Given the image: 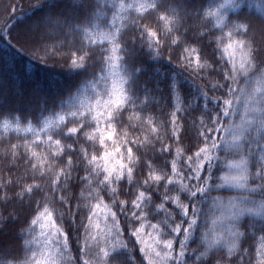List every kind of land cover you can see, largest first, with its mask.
<instances>
[{
	"label": "snow or ice",
	"instance_id": "snow-or-ice-1",
	"mask_svg": "<svg viewBox=\"0 0 264 264\" xmlns=\"http://www.w3.org/2000/svg\"><path fill=\"white\" fill-rule=\"evenodd\" d=\"M66 2L85 15L54 20L61 34L95 35L92 17L99 6L92 0ZM109 7L115 12L111 29L99 34L101 51L88 47L97 43L89 39L64 60L79 75L98 60L101 79L111 86L97 97L107 99L97 98L87 111L82 105L70 117L45 120L42 152L32 145H44V139L10 146L9 174L0 176V264H264V6L259 18L244 11V0H224L207 10L197 0H118ZM227 8L237 15L225 20L221 9ZM16 20L13 7L0 26V41L47 65L46 38ZM209 24L219 35L205 30ZM166 48L168 62L174 59L180 71L161 96L158 82L140 80L139 55L146 50L160 60ZM129 62L131 73L122 69ZM253 79L256 87L250 89ZM184 83L202 99L191 120L179 103ZM162 100L171 106L162 124L136 115L137 108L159 107ZM129 104V128L118 131ZM138 126L142 134L130 136ZM226 187L236 192L226 215L213 221L219 227L209 228V201L220 205L219 190ZM59 209L65 211L57 220ZM11 227L15 243L5 235ZM37 229L44 243L39 252L30 239ZM73 233L76 259L69 256Z\"/></svg>",
	"mask_w": 264,
	"mask_h": 264
},
{
	"label": "trees",
	"instance_id": "trees-1",
	"mask_svg": "<svg viewBox=\"0 0 264 264\" xmlns=\"http://www.w3.org/2000/svg\"><path fill=\"white\" fill-rule=\"evenodd\" d=\"M118 0H92L93 5H98V15L92 17V24L95 25L91 28V31L95 35L85 38L82 33L65 37L61 34L59 25L53 23L58 19H83L85 12L82 8H77L75 5L69 4L66 0H44V3L37 6L39 0H0V26L3 25L4 20L8 19L10 10L15 8V16L17 18L16 24L20 26H33L37 37L43 35L46 39L45 42L49 46L50 59L47 65L39 63L38 56H31V53L25 55L15 48L11 47L6 41H0V176H8V163L10 159L9 150L12 144L24 145L28 143L32 145L33 140L44 139V145H32L34 150L42 152L46 149L47 138L44 136L41 129L45 120H55L57 115H69L72 111L80 109L83 105L85 111L88 110V105H95L97 98L107 99L104 97H97V93H102L105 87L111 86V80L107 85L105 81L101 79V73L98 70L99 61H90L92 67L85 75H79L72 73L68 70L64 60L67 57L71 48H78L81 41L94 39L97 41L95 45H87L88 47H94L95 51L99 53L101 51V45L99 44L100 33L107 32L111 29V22L115 9L109 7L113 3H117ZM224 3V0H197V6L202 7L203 10L209 8H215L216 5ZM244 11L250 16L259 18L261 12L259 6H264V0H244ZM251 4V7H247ZM223 17L227 20L228 17H235L237 12H234L231 8L221 9ZM7 13V14H6ZM118 27L124 28V24L120 19L115 21ZM214 23V21H213ZM88 27L86 26V30ZM153 27L160 28L161 26L153 21ZM131 28V24H129ZM212 30L219 35V31L214 29L209 24L207 30ZM131 31L128 36L131 37ZM259 43V41H258ZM213 50H215L213 48ZM43 51V50H42ZM169 49L164 50V55L160 60H152L147 56L146 50L143 55H139L141 64L139 78L141 81H147L148 86H156L163 89L164 92L161 96L166 94L167 85L171 82V79L179 69L174 68L175 60L172 64L168 62ZM143 53V50H140ZM31 57V58H30ZM127 59V58H126ZM136 67H140L136 65ZM124 72L131 73L133 71V65L129 62L122 65ZM93 70L95 76H93ZM105 76L108 73H104ZM187 75V74H185ZM202 75H204L202 73ZM191 80V77H188ZM203 86V82L197 80L195 82ZM243 86V78H240V84ZM250 89L256 87L255 79L248 86ZM195 89L188 83H184L183 88L179 94V103L183 106L184 112L182 116L185 119L191 120L192 116L196 115L197 105L202 104V99L197 100ZM141 99H144L141 96ZM159 99V97H157ZM189 102L192 104V108H189ZM133 105H127V111H123L121 119L118 121V131H125L129 128V116L132 115ZM240 111H243V105H238ZM171 110L170 103L168 101H161L159 107L155 103L151 107L139 110L137 108L136 115H143L145 117L151 116L158 124L166 119V114ZM7 121L9 127L5 129L3 127L4 122ZM19 128V131L16 129ZM31 129L30 131L28 129ZM143 129L137 127L135 131L130 132V136L141 135ZM39 133V135H36ZM24 154L23 147L20 148V155ZM81 168V173H82ZM23 172V169H20ZM76 176V173H73ZM42 187H47L46 183H42ZM81 187H83L81 185ZM222 198V203L215 207L212 206L209 201L208 204V227H219V224L213 225V221H219L221 213L226 215L228 205L227 200L231 195H234L236 190L223 188L219 190ZM87 193H85L86 195ZM66 195L71 198L73 192L69 190ZM80 195V188L76 189L75 196L78 198ZM259 199V197H256ZM65 210L59 209L56 219L59 220L60 212ZM67 229V224L64 225ZM15 231L14 227L9 228L5 234L10 243H15L12 237V232ZM70 231V230H69ZM74 239L71 244V251L69 256L72 259H76V233L72 234ZM35 243L31 247L36 248L39 251L44 250L43 237L40 236L39 229H37L34 237ZM192 248L195 244L191 245ZM191 250V248H190ZM137 256L139 253L137 252ZM136 259V256H133ZM194 259V257H193ZM63 264V261L61 262Z\"/></svg>",
	"mask_w": 264,
	"mask_h": 264
}]
</instances>
